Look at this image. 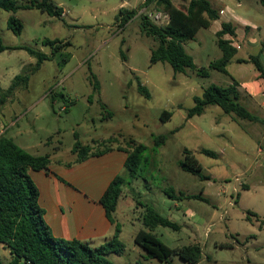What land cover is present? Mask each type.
<instances>
[{"label": "rangeland", "instance_id": "374dc122", "mask_svg": "<svg viewBox=\"0 0 264 264\" xmlns=\"http://www.w3.org/2000/svg\"><path fill=\"white\" fill-rule=\"evenodd\" d=\"M31 1L19 0V4ZM52 1L64 9L61 19L37 9H19L15 13L0 10V42L4 46H28L50 55L51 47L44 45V40L71 44L45 61L31 75L29 87L17 90L3 106L0 131L8 126L7 135L29 153H50L53 159L64 161L75 157V132L83 144H93L95 151L101 150L100 143L111 136L118 137L123 145H128L131 138L147 147L148 163L137 178H127L115 214L126 250L122 255L107 256L114 264H188L178 256L169 262L149 259L136 245L134 237L144 228L146 204L181 224L178 231L167 227L154 231L165 246L172 250L201 246L203 255L198 264H264L263 100L251 99L240 91L241 103L261 120L257 122L226 114L220 107H209L203 115L187 117L188 110L195 106L194 97L201 96L210 84L226 87L233 78L250 80L255 66L238 63L237 58L261 55L264 63V7L260 0H208L220 10V21L201 29L185 45L198 67H208L222 57L216 33L222 22H232L239 29V50L227 66L228 73L211 70L209 77L191 69L175 73L167 62L151 64V52L159 43L141 31V17L161 9L155 5L143 8L145 0ZM172 2L184 9L188 0ZM123 7L139 13L120 28L117 16ZM10 16L22 21L20 35L9 29ZM240 17L250 24L244 26ZM155 24L164 26L167 20L161 18ZM36 62L26 50L0 53V86L7 89L24 68ZM136 77L149 89V99L138 92ZM95 81L99 92L94 91ZM102 104L113 113L111 119H102ZM164 111L172 112L169 121H161ZM159 135L169 137L157 148L154 137ZM185 149L193 152L202 174L209 179L179 167L185 159ZM202 149L218 156L209 157L201 153ZM170 188L177 196L184 192L204 199L174 200L165 193ZM250 212L259 218L250 216L251 221L247 220ZM8 256L0 245V261L7 262Z\"/></svg>", "mask_w": 264, "mask_h": 264}, {"label": "trees", "instance_id": "16d2710c", "mask_svg": "<svg viewBox=\"0 0 264 264\" xmlns=\"http://www.w3.org/2000/svg\"><path fill=\"white\" fill-rule=\"evenodd\" d=\"M260 2L264 7V0ZM151 5H155L170 16L168 24L164 26L155 24L148 15L141 17V31L159 43L158 47L151 52V64L167 62L175 73H184L187 69H191L204 77H209L211 70L228 73L227 66L238 53V50L231 46V42L224 39L227 34L236 36V27L231 23H223L221 31L217 32L218 46L223 55L211 62L208 67H198L193 57L185 50V45L194 40L201 29H208L214 21L219 19V11L213 8L210 1L188 0L186 7L181 9L175 6L172 0H145L143 8ZM19 9H37L60 19L64 15V9L52 0H33L25 4H19V0H0V10L15 13ZM138 13L137 9L121 8L117 16L118 26L125 28ZM8 27L14 34L20 35L24 25L20 19L10 16ZM43 44L51 47L50 55L28 46L8 47L0 42V53L6 50L22 49L37 59L36 64H30L29 68H24L23 73L17 75L7 89L0 86V112L17 90L29 87L31 75L38 72L45 61L51 60L57 52L71 45L69 42L59 40H44ZM122 58L127 61L124 52H122ZM237 61L252 63L259 72L260 78L264 79V63L261 55ZM136 79L138 92L149 99L151 97L149 89L142 84L139 77ZM232 81L233 83L226 87L215 83L210 84L201 96L194 97L195 106L188 110L187 117L203 115L209 107H220L226 114H233L237 118L251 122L261 121L241 103L240 83L234 78ZM94 91H100L97 81L94 84ZM102 109L105 110L102 119H111L113 113L108 111L104 104ZM66 111H69V106ZM171 117L172 112L164 111L160 119L166 122ZM168 137V135L155 136V147H161ZM74 138L72 153L77 154V162L84 161L89 156H99L109 152L113 149L112 143L118 142L117 149L127 153L125 168L130 178H137L148 163L147 147L131 138L127 141L128 145H123L118 137H111L106 142L100 143L102 146L98 151L93 150L90 144L84 145L77 132L74 133ZM201 153L213 158L218 156L216 152L208 149H202ZM184 154L185 159L179 163V167L185 172L200 176L203 180L209 179L202 174V166L193 152L185 149ZM50 162V154H31L6 133L0 134V244L9 250L11 255L10 261H0V264H114L107 256L122 255L126 250L125 244L120 239L122 227L115 219L118 203L123 195V187L127 184L126 180L122 176L116 177L100 200L107 216L115 224V234L110 240L101 246L92 247L89 242L76 239H57L51 234L44 219L45 211L39 205V190L30 175V170H47ZM165 193L174 200L204 199L202 196L187 195L184 192H179L177 196L173 188ZM144 207V228L137 232L134 241L146 252V256L161 262H169L173 256H178L188 264H198L203 255L201 246L187 245L175 250L165 246L154 231L158 227L178 231L180 224L163 217L149 204ZM250 216L258 217L254 212H250L247 216L249 221H251ZM261 224L264 225V220H261Z\"/></svg>", "mask_w": 264, "mask_h": 264}, {"label": "crops", "instance_id": "0c3cea01", "mask_svg": "<svg viewBox=\"0 0 264 264\" xmlns=\"http://www.w3.org/2000/svg\"><path fill=\"white\" fill-rule=\"evenodd\" d=\"M218 11L221 16L220 10ZM239 19L240 22L245 24L244 26L250 24L247 19L241 17ZM218 21H220V17L214 22ZM223 23H231L236 27V36L232 37L227 34L224 39L229 40L231 46L239 50V44L236 42L239 29L235 24L228 21L222 22L219 28L216 29V33L221 31ZM238 82L240 83L239 91L245 92V95L251 99L263 100L262 105H264V79L260 78L257 70L250 80ZM0 121L2 122V118ZM7 129L8 126L0 133H6L7 135ZM92 146L94 145L92 144ZM111 146L113 148L111 151L99 156H89L81 162H77V154L72 153L75 156L74 159L64 161L53 159L50 153H45L50 154L51 159L48 169L30 170V175L39 190V205L45 211L44 219L53 237L65 240L76 239L89 242L92 247H98L114 236L115 224L107 216L100 200L116 177L122 176L127 183L129 173L125 168L127 153L117 149L118 142L112 143ZM258 151H261V149ZM115 219L119 222L117 216H115ZM121 235L122 231L120 237ZM0 245L4 247V245ZM6 251L9 255L8 262L11 260V255L9 250L6 249Z\"/></svg>", "mask_w": 264, "mask_h": 264}, {"label": "built area", "instance_id": "2783aa9c", "mask_svg": "<svg viewBox=\"0 0 264 264\" xmlns=\"http://www.w3.org/2000/svg\"><path fill=\"white\" fill-rule=\"evenodd\" d=\"M149 18H151V20L153 19L152 20L153 22L154 21L159 22L161 18H164L165 20H167V24H168V22L170 20L169 14L163 12L162 10H160L157 14H154V15L150 14Z\"/></svg>", "mask_w": 264, "mask_h": 264}]
</instances>
